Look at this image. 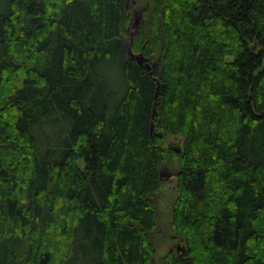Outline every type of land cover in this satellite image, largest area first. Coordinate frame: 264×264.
Instances as JSON below:
<instances>
[{"label": "trees", "instance_id": "obj_1", "mask_svg": "<svg viewBox=\"0 0 264 264\" xmlns=\"http://www.w3.org/2000/svg\"><path fill=\"white\" fill-rule=\"evenodd\" d=\"M128 1L0 0V264H154L172 151L160 264H264V0Z\"/></svg>", "mask_w": 264, "mask_h": 264}, {"label": "rangeland", "instance_id": "obj_2", "mask_svg": "<svg viewBox=\"0 0 264 264\" xmlns=\"http://www.w3.org/2000/svg\"><path fill=\"white\" fill-rule=\"evenodd\" d=\"M150 0H129L127 6L129 10H132V18L126 28L129 36L135 29V22H141L143 15L140 12L141 9L148 4ZM134 5V7H133ZM156 60L150 63L156 64ZM157 66V64H156ZM156 66L154 68H156ZM183 137L178 135H165L164 147L174 149L176 147H182ZM175 150V149H174ZM178 172V155L172 151L170 159L165 162L161 167V187L158 194L153 197V201L156 207V234L157 248L154 254V264H160V259L169 250H173L176 253H182L183 243L175 237L174 231L171 226L172 210L175 199L176 182Z\"/></svg>", "mask_w": 264, "mask_h": 264}, {"label": "water", "instance_id": "obj_3", "mask_svg": "<svg viewBox=\"0 0 264 264\" xmlns=\"http://www.w3.org/2000/svg\"><path fill=\"white\" fill-rule=\"evenodd\" d=\"M126 7H127V4H126ZM139 24H140V22H137V21L135 22V25H136L135 26V30L137 29ZM133 34H134L133 32L130 34L131 35V39L133 37ZM131 57H134V55L131 54ZM136 60H137L139 65H143L144 61H149V58H147L144 55L140 54V55H138L136 57ZM144 66L150 71V73H152V69L156 66V64H152L151 65L150 63H146ZM158 98H159V87L157 86V88L155 90V93H154V106H153V111H152V118L155 117V106H156V102H157ZM153 130H154V123H151L150 132L152 133ZM174 149L177 152L180 151L179 148H174ZM160 175H162V174L160 173ZM183 252H184V249H183Z\"/></svg>", "mask_w": 264, "mask_h": 264}]
</instances>
